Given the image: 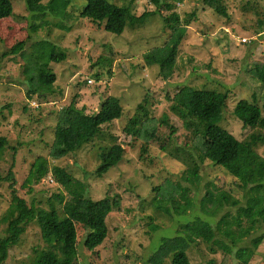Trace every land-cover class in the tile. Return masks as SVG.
Listing matches in <instances>:
<instances>
[{"label": "rangeland", "instance_id": "obj_1", "mask_svg": "<svg viewBox=\"0 0 264 264\" xmlns=\"http://www.w3.org/2000/svg\"><path fill=\"white\" fill-rule=\"evenodd\" d=\"M10 2L12 16L0 21V135L8 141L0 160V175L5 177L12 171L17 195L40 208H49L48 201L61 196L65 203L56 207L64 216L81 200L120 198V211L107 219L108 238L101 248L87 251L84 243L90 231L81 225L77 227L80 264H152L163 239L174 237L182 224L199 217L213 227L217 219H206L197 207L203 190L195 197V208L186 217H176L171 204L166 205L170 214L152 205L156 197L162 199L177 191L184 160L188 161L187 150L191 148V134L170 110L168 97H174L183 87L227 92L220 125L239 140L254 132L243 128L233 109L237 102L247 100L257 103L264 113V85L252 74L255 63L264 64V0H221L225 16L215 13L203 0H185L176 9L185 35L176 73L170 80L161 77L159 65L149 66L145 60L147 54L164 49L170 40L171 32L160 15L144 24L127 26L122 35L115 36L103 26L79 19L77 9L86 4L74 2L70 18L49 17L39 24L36 33H31L29 28L35 23L24 0ZM50 2L44 0L42 4ZM108 2L119 7L129 3ZM133 11L139 17L157 9L148 0H140ZM28 37L30 40L24 41ZM38 41L52 42L67 54V59L51 65L57 76L54 93L29 100L24 73L26 54L32 52L31 45ZM20 42H27L24 52L9 55ZM89 80L93 85L88 84ZM109 96L120 100L121 117L104 125L90 143L54 160L51 151L62 108L73 102L78 109L85 108L86 114H94ZM28 101H35L40 107L31 108ZM140 103L150 112L151 120L145 129L154 132L152 137L134 138L124 132ZM114 142L122 145L123 158L99 177L96 170L101 164V151ZM259 152L264 154V147ZM56 169L65 172L63 182L57 179ZM30 171L45 176L39 184L23 188ZM200 174L202 188L214 187L245 201L244 193L236 189L233 177L223 168L205 162ZM8 186L9 183H0V221L11 202ZM156 188L160 191L155 192ZM154 228L157 229L153 231ZM4 229L0 223V236ZM262 233L256 232L231 249L230 255L217 248L213 253L209 250H214L213 247L194 246L188 257L191 264H240L235 259L237 249L249 247L250 241ZM40 247L39 228L33 223L26 228L19 245L9 250L6 264H30L33 250ZM249 264H264V243Z\"/></svg>", "mask_w": 264, "mask_h": 264}, {"label": "trees", "instance_id": "obj_2", "mask_svg": "<svg viewBox=\"0 0 264 264\" xmlns=\"http://www.w3.org/2000/svg\"><path fill=\"white\" fill-rule=\"evenodd\" d=\"M123 1H128V6L112 5L108 0H51L48 5L42 4L44 0H24L26 10L35 23L29 28L31 33H36L39 24L49 17L62 20L70 18L69 11L74 2L86 4L77 9L79 19L103 26L107 33L115 36L122 35L127 26L135 27L144 24L153 16L160 15L166 29L171 32L170 40L164 49L147 54L145 60L149 66H160L163 79H172L176 73L179 48L185 35L183 21L176 9L185 0H148L157 12L145 13L139 17L133 10L140 0ZM203 3L218 15L225 16L221 0H203ZM12 14L10 0H0V21L10 18ZM29 40L28 37L24 41ZM26 43L20 42L13 46L9 55L23 53ZM31 50L29 55L26 54L28 58L26 57L24 69L28 83L27 98L42 99L54 93L53 86L57 76L51 68L52 63L65 61L67 54L50 41L35 42L31 45ZM252 74L264 85V64L255 63ZM227 98V92L191 87H183L174 97H168L170 110L183 121L184 128L191 134V148L187 150L188 161L184 160L185 169L176 186L177 191L162 199L156 197L152 205L157 210L170 214L166 205L171 204L176 217H186L195 208V197L203 190L204 194L197 205L199 212L206 219L217 220L213 227L210 222L199 217L179 226L174 237L163 239L151 259L152 264H191L188 253L194 246L213 247L214 250L209 248L213 253H216L217 248L222 254L230 255L231 249L249 240L256 232L263 231L261 236L250 241L249 247L237 249L235 253L237 262L249 264L264 243V154L259 152L264 147L263 109L254 101L241 100L236 103L234 116L240 120L244 129L254 131L245 140H239L220 125ZM121 115L120 100L114 96L107 97L94 114H86L85 108L78 109L73 102L62 108L55 127L51 151L53 159H62L90 143L101 133L104 125L113 123ZM150 120L149 110L144 104H138L135 114L124 128L125 134L134 138L143 135L152 137L154 132L150 133L145 129ZM163 120L167 123L168 119ZM7 147L6 137L0 135V160ZM124 153L122 145L117 142L104 148L100 154L101 164L96 170L97 176L103 177L116 167ZM205 162L223 168L232 176L234 186L244 193L245 201L214 187L202 188L200 172ZM57 171V179L63 182L65 172L56 169ZM43 176L45 175L30 171L23 188L31 183L39 184ZM1 182L9 183L11 202L0 221L5 226L3 235L0 236V264H6L9 250L19 245L26 228L33 223L39 228L41 247L33 250L30 264H80L77 227L81 225L90 231L84 248L94 252L108 238L107 219L120 211L119 197L105 198L98 202L81 200L75 207L70 208L68 216H64L56 207L64 205L63 197L53 196L48 201L49 208L35 207L17 195L11 170L5 177L0 175ZM154 191L160 190L156 188Z\"/></svg>", "mask_w": 264, "mask_h": 264}, {"label": "built area", "instance_id": "obj_3", "mask_svg": "<svg viewBox=\"0 0 264 264\" xmlns=\"http://www.w3.org/2000/svg\"><path fill=\"white\" fill-rule=\"evenodd\" d=\"M88 84L89 85H93V81L92 80H89V83ZM29 106L31 108H39L40 107V104L36 103L35 101H32V102L29 101Z\"/></svg>", "mask_w": 264, "mask_h": 264}]
</instances>
